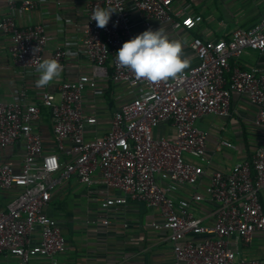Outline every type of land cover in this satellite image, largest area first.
Segmentation results:
<instances>
[{"label":"built area","instance_id":"built-area-1","mask_svg":"<svg viewBox=\"0 0 264 264\" xmlns=\"http://www.w3.org/2000/svg\"><path fill=\"white\" fill-rule=\"evenodd\" d=\"M180 1H86L80 37L70 40V47L51 51L43 25H19L15 18L18 11L35 10L36 1L23 0L19 7L15 0L7 1L0 32L9 37V51L20 73L38 75L40 58L55 59L63 71L74 53L90 63L92 73L63 81L58 102L50 93H41L39 103L51 115L55 152L45 151L36 131L40 108L28 103L24 88L15 92L12 102L0 100V148L22 143L24 151L19 168L0 165V191L16 192L5 209L0 207L2 264H60L67 240L47 207L53 194L71 180L102 195L96 214L101 228L112 225V211L128 201L154 211L149 226L170 244V264H263L237 257L230 240L247 247L256 234L264 233V135L251 157L226 172L211 170L209 183L201 186L211 161L206 156L209 133L197 122L209 115L228 117L236 94L255 107L253 124L264 129V68L230 66L246 51L264 53V16L249 29L232 31L228 39H191L196 63L175 79L158 83L137 79L115 61L117 50L138 35L139 28H196L199 18L186 14L187 6ZM101 7L116 12L103 29L90 21ZM99 79L130 93L102 135L95 129L97 116L87 113L83 104L89 92L98 94ZM163 122L170 123L169 137L154 134ZM221 148L233 145L223 140L217 150ZM109 189L122 196H109ZM204 201L214 205L211 224L194 214Z\"/></svg>","mask_w":264,"mask_h":264},{"label":"crops","instance_id":"crops-1","mask_svg":"<svg viewBox=\"0 0 264 264\" xmlns=\"http://www.w3.org/2000/svg\"><path fill=\"white\" fill-rule=\"evenodd\" d=\"M8 0H0V19L7 13ZM19 7L21 1L15 0ZM37 8L33 11H18L16 21L19 25H43L47 36V50L57 47H70V40H77L85 22L84 3L89 0H34ZM181 5L187 6L186 14L199 18L197 27L192 30H173L169 25H156V30L166 26L171 36L180 39L183 47V57L188 59L189 67L196 63V57L189 48L193 38L206 40L228 39L232 31L241 28L249 29L264 16V0H181ZM146 29L139 28L137 34ZM9 37L0 32V100L12 102L15 92L24 88L28 93V103L38 104L41 119L36 131L42 136L45 151L55 152L54 135L51 125L50 111L40 105L42 92L50 93L58 102V86L65 80L74 79L80 74H91L90 63L75 53L65 61L60 77L44 88L35 87L38 75L32 72L20 73L14 65L9 47ZM75 52V48L73 49ZM231 69L238 67L264 68V53L246 51L241 57L230 61ZM109 75L112 72L110 63L106 64ZM100 80V79H99ZM98 83V94L93 92L84 100L86 112L93 113L98 118L95 126L98 135L105 133L110 118L117 107L130 98V93L123 87L112 82ZM255 107L241 95L234 94L230 102L228 117L209 115L202 117L197 126L209 133L206 145V156L211 161L206 167V174L201 179V186L209 183L210 171L213 169L229 171L236 163L251 157L253 151L264 135V129L254 126ZM156 136L169 137L173 134L169 122H163L155 131ZM228 141L233 148H217L221 141ZM23 144L18 143L6 148H0V165L7 163L19 168L23 157ZM99 192L98 187H95ZM15 191H0V207L5 209ZM108 195L121 197L114 189L108 190ZM99 193H90L89 189L81 187L75 180L64 185L53 194L47 207V214L56 219L67 240L66 250L60 257V264H170L172 258L171 246L164 237L150 229L149 223L155 218L154 211L143 203L128 201L112 211V225L101 228L97 224L96 214L99 208ZM264 206V202H263ZM116 210V211H115ZM214 205L202 202L194 214L204 223L213 222ZM230 246L236 250L237 257L261 260L264 264V233L254 236L252 243L245 247L235 245L230 240ZM0 264H2L0 257Z\"/></svg>","mask_w":264,"mask_h":264},{"label":"clouds","instance_id":"clouds-1","mask_svg":"<svg viewBox=\"0 0 264 264\" xmlns=\"http://www.w3.org/2000/svg\"><path fill=\"white\" fill-rule=\"evenodd\" d=\"M113 13L116 12L112 8H97L90 21H95L96 27L103 29ZM183 47L181 40L173 38L166 26L156 30L149 28L124 42L115 53V61L137 79L158 83L177 78L189 67L188 59L182 55ZM35 71L38 74L35 87L44 88L60 77L62 67L55 59L40 58Z\"/></svg>","mask_w":264,"mask_h":264},{"label":"rangeland","instance_id":"rangeland-1","mask_svg":"<svg viewBox=\"0 0 264 264\" xmlns=\"http://www.w3.org/2000/svg\"><path fill=\"white\" fill-rule=\"evenodd\" d=\"M156 131V130H155ZM155 131H154V134H155ZM155 136H156V134H155Z\"/></svg>","mask_w":264,"mask_h":264}]
</instances>
